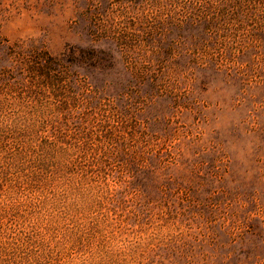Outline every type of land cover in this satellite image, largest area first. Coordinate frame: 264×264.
Instances as JSON below:
<instances>
[{
  "label": "rangeland",
  "instance_id": "rangeland-1",
  "mask_svg": "<svg viewBox=\"0 0 264 264\" xmlns=\"http://www.w3.org/2000/svg\"><path fill=\"white\" fill-rule=\"evenodd\" d=\"M0 264H264V0H0Z\"/></svg>",
  "mask_w": 264,
  "mask_h": 264
},
{
  "label": "trees",
  "instance_id": "trees-1",
  "mask_svg": "<svg viewBox=\"0 0 264 264\" xmlns=\"http://www.w3.org/2000/svg\"><path fill=\"white\" fill-rule=\"evenodd\" d=\"M93 17H89L92 28L91 35H110L111 30L106 29V31H102L99 29L97 18L96 16ZM116 39L121 41L119 43L121 48L125 50V55L130 57L131 52L134 51V47L130 43L124 41L125 39L119 33H117ZM8 54L11 59L16 60L18 63L25 64L28 73L39 77L42 80L41 84L44 87H50V84H52L54 87L55 83H58L62 80V77L60 76H63V70L73 63V59L71 57H55L43 48L36 46L27 47L23 42H17L10 46Z\"/></svg>",
  "mask_w": 264,
  "mask_h": 264
}]
</instances>
